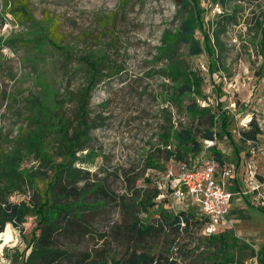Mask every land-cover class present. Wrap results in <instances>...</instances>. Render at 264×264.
Segmentation results:
<instances>
[{"label": "rangeland", "instance_id": "374dc122", "mask_svg": "<svg viewBox=\"0 0 264 264\" xmlns=\"http://www.w3.org/2000/svg\"><path fill=\"white\" fill-rule=\"evenodd\" d=\"M175 1L28 0L38 23L31 27L4 15L0 0V148L8 153L18 141L19 130L33 123L30 132L37 142L43 141L53 164L73 160L75 151V158L82 161L74 167L84 172L77 186L102 185L110 194L89 220L87 234L57 236L59 248L71 252L74 262L82 253H89L97 264H122L135 247L128 231L127 207L144 194L151 195L155 187L162 192L154 200L156 206L148 217L139 215L146 223H151L161 208L177 214L188 207L165 191L166 173L170 170L173 178H178V170L159 150L165 118L162 109L175 124L188 120L168 100L170 88L164 86L162 62L153 60L163 33L174 31L183 15V4ZM198 1L203 12L202 29L196 31V37L201 42L206 34L207 49L196 57L187 56L184 46L178 52L201 78L204 97L197 98L198 105L217 115L219 98L223 114L229 117L230 137L218 138L216 147L223 149L225 157L246 151L245 170L260 184V196L245 201L241 196L246 192L240 177L242 165L238 167L241 193L233 184L228 186L233 195L228 212L233 228L227 231L253 250L254 257L245 258L244 264H264V212L258 209L264 208V167L257 168L259 174L255 175L249 168L254 161L257 166L258 162L264 164V0ZM88 53L105 55L113 69L102 72L101 82L85 102L83 93L91 78ZM34 108L46 118L54 115L56 122L62 119L67 134L39 130L43 127L34 125ZM251 121L261 133L247 143L242 133L250 130ZM203 122L204 128L208 127ZM82 132L85 136L77 142ZM36 156L26 158L22 165L36 176L35 188L26 183L21 192L10 189L8 201L44 200L54 169L52 163L44 164ZM226 164L236 169L233 161ZM98 198L96 193L88 194L86 201L95 203ZM188 211L198 221H193L187 232L148 239L136 246L137 250L173 253L178 264H200L199 258L210 246L199 221L200 212ZM6 228L10 240L6 244L0 241V264H24L28 244L39 233L35 220L27 216L21 230L6 224L3 232Z\"/></svg>", "mask_w": 264, "mask_h": 264}, {"label": "trees", "instance_id": "16d2710c", "mask_svg": "<svg viewBox=\"0 0 264 264\" xmlns=\"http://www.w3.org/2000/svg\"><path fill=\"white\" fill-rule=\"evenodd\" d=\"M178 1L183 4V15L180 16L178 26L174 31L166 30L163 33L153 60L158 63L162 62L160 73L163 80L167 81L164 86L167 85L170 88L168 100L175 104L179 113L184 114L188 121L175 124L170 113L166 109H162L165 118L159 134L161 142L159 150L164 153L165 159L170 164H174L176 168L184 165L188 169H194L199 166L197 157L202 150L204 141H214V134L216 141L223 136L230 137L228 131L230 121L229 117L223 114L222 101L219 98L217 115L212 113L209 108L200 107L197 103V98L204 97L201 91V78L190 69L178 51L181 46H184L187 49V56L190 57L199 56L206 51V34L202 36L201 42L196 37V31L202 29L200 14L203 10L198 0ZM211 1L224 3L223 0ZM175 2L176 4L180 3ZM1 4L3 14L10 16L21 25L35 27L38 24L33 17L28 0H1ZM262 31H264V26H262ZM19 41L24 43L23 40ZM41 41L44 40L41 39ZM51 43L55 45L53 42ZM55 47L59 48L58 45ZM88 55L91 60L88 64L91 78L83 93L85 102L86 100L88 102L87 98L93 87L101 82L99 78L103 77L102 72L113 69L109 58L105 55L101 53H88ZM188 99L190 101H186ZM32 110L36 115L34 116L36 121L34 125L40 124L43 127H39V130H53L61 136L67 134L68 126L62 119L56 122L53 112H51L53 116L46 118L40 109ZM219 116H221L220 120ZM204 120L207 122L208 127L206 128H204ZM32 124L19 130L18 141L8 153L0 148V234L6 224L21 230L25 217L30 216L34 218L36 231L39 233L34 234L28 244L30 251L24 264H83L85 262L97 264L95 260L90 259L89 253H82L79 260L74 262L71 252L59 248L57 236L60 233L70 236L87 234L89 220L104 205V201L110 199V194L102 185L90 183L78 187L77 183L82 179L84 172L75 168L74 164L82 160H77L75 151H73L71 154L73 160L53 164L51 157L43 147V141L37 142L33 137L35 135L30 132ZM250 127L249 131L242 133L243 141L254 140L261 133L255 121H251ZM84 136L85 132H82L75 140L82 141ZM32 155H37V159L44 164L52 163L51 167L54 169L53 177L47 184L44 200L10 202L7 199L10 189L21 192V187L26 183L32 184L35 188L36 176L22 167L25 159ZM207 157L216 161L220 167L227 161L217 149L216 144L207 150ZM163 186L172 197L170 185L165 182ZM95 193L99 195L98 201L88 203L86 196ZM161 193L160 189L155 187L151 195L144 194L139 198V201H137L138 199L135 202L132 201L129 209L126 206L127 211L130 212L128 231L135 247L127 252L122 264H178L177 256H173V253L151 254L147 250L139 251L136 248V246L145 244L148 239L168 237L170 233L180 235L187 232L191 224L194 223L193 221H198L193 220L196 219V216L193 212L188 211L189 208L198 210L197 207L187 200L184 201V204L188 206L187 209L180 210L177 214H170L161 208L157 212L158 216L151 219V223H146L147 221L139 218L141 213L145 217L150 215V209L156 206L154 200ZM258 209L264 212V208ZM200 214L202 218L199 221L204 227L207 217L201 212ZM205 237L206 243L210 247L205 256L199 258L200 264H244L245 258L254 257L251 247L247 243H242L229 231ZM115 264H119V262H115Z\"/></svg>", "mask_w": 264, "mask_h": 264}, {"label": "built area", "instance_id": "2783aa9c", "mask_svg": "<svg viewBox=\"0 0 264 264\" xmlns=\"http://www.w3.org/2000/svg\"><path fill=\"white\" fill-rule=\"evenodd\" d=\"M250 141L252 140H246L247 143ZM215 143V134L214 141L203 142L202 150L197 157L198 167L188 169L181 165L177 168L178 178H173L170 170L165 176L169 179L166 184L169 183L175 200L191 202L207 217L203 227L205 236L216 235L222 228H233L232 222L225 218V214L232 198V194L226 189V180L233 175L234 167L229 164L220 167L216 161L207 157V150ZM248 184L251 188L250 193L256 197L260 196V184L252 180Z\"/></svg>", "mask_w": 264, "mask_h": 264}, {"label": "crops", "instance_id": "0c3cea01", "mask_svg": "<svg viewBox=\"0 0 264 264\" xmlns=\"http://www.w3.org/2000/svg\"><path fill=\"white\" fill-rule=\"evenodd\" d=\"M220 152H221V154L224 156V158L227 160V161H229L230 163H232V161L235 163V165H236V169H235V167H234V173H233V175L231 176V178H228L227 180H226V189L228 190V186L229 185H234L235 187H236V189L237 190H239V183H238V177L239 176H237L236 175V171H237V169H238V167L240 166V165H242V169L240 170V177H241V179H242V182H244L245 183V189H246V192H242V194H241V196L245 199V201H252V199L254 198V195H252L250 192H249V186H248V182L250 181V180H254V177H253V175L251 176V174H248V172H249V170H245V167H244V158H243V156H244V154H245V152L246 151H243V149L239 152V150H237V152H234V155H233V157H225V153H224V151H223V149L222 148H217ZM257 160H259V159H257ZM257 162V161H256ZM260 162H258V166L255 164V161H254V163L250 166L249 165V168L250 169H253L252 170V174L254 173V175H255V172H257L258 173V170H257V168H259V167H264V164H262V163H260ZM231 165V164H230ZM248 165V164H247ZM260 165V166H259ZM248 168V169H249ZM259 174V173H258ZM243 175H244V178H243ZM252 180V181H253ZM257 180V179H256ZM229 191V190H228ZM239 192L241 193V191L239 190ZM232 194V193H231ZM232 197H233V195H232ZM231 200H232V198H231ZM231 203V202H230ZM231 210V204H230V206H229V208H228V210H227V212H226V214H225V218L228 220V221H230V222H232L231 221V218H230V216H229V211ZM227 230H229V229H227V228H222L221 229V232H224V231H227Z\"/></svg>", "mask_w": 264, "mask_h": 264}, {"label": "bare ground", "instance_id": "6f19581e", "mask_svg": "<svg viewBox=\"0 0 264 264\" xmlns=\"http://www.w3.org/2000/svg\"><path fill=\"white\" fill-rule=\"evenodd\" d=\"M9 237H10L9 230H8V228H6V230L0 234V241L3 240L4 243H5V240H7V242H9V240H10ZM17 241H18V240H17ZM2 244H3V243H2ZM5 244H6V243H5ZM0 245H1V244H0Z\"/></svg>", "mask_w": 264, "mask_h": 264}, {"label": "clouds", "instance_id": "9594fccd", "mask_svg": "<svg viewBox=\"0 0 264 264\" xmlns=\"http://www.w3.org/2000/svg\"><path fill=\"white\" fill-rule=\"evenodd\" d=\"M10 238V237H9ZM5 243H7V240H5ZM0 247H2V245H0Z\"/></svg>", "mask_w": 264, "mask_h": 264}]
</instances>
